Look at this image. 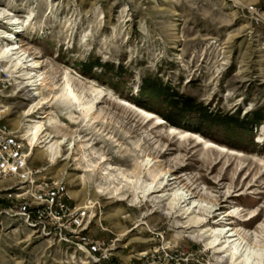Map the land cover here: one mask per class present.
Listing matches in <instances>:
<instances>
[{"label": "rangeland", "instance_id": "374dc122", "mask_svg": "<svg viewBox=\"0 0 264 264\" xmlns=\"http://www.w3.org/2000/svg\"><path fill=\"white\" fill-rule=\"evenodd\" d=\"M0 8L30 22L0 47L24 44L44 83L36 96L6 68L0 121L29 156L0 179V264H241L234 246L264 264V0H0ZM8 25L0 21L7 33L19 26ZM95 58L121 76L88 71ZM145 77L208 109L259 110L263 120L252 137L227 133L237 148L215 143L135 104L159 108L141 91ZM67 79L78 102L53 96ZM46 113L47 133L67 141L53 162L43 143L24 139L26 120ZM220 131L209 133L227 139ZM250 138L254 149L244 148ZM59 200L69 210L58 220ZM37 210L49 215L39 222ZM192 218L211 233L181 227Z\"/></svg>", "mask_w": 264, "mask_h": 264}, {"label": "trees", "instance_id": "16d2710c", "mask_svg": "<svg viewBox=\"0 0 264 264\" xmlns=\"http://www.w3.org/2000/svg\"><path fill=\"white\" fill-rule=\"evenodd\" d=\"M86 66L88 71H91L94 67H99L105 73L111 70L115 71V77L121 76L122 74L120 67L114 69L111 63L101 62L97 58L89 60ZM141 91L159 100L160 104L158 106L159 108L156 109L147 103L133 101L138 106L158 114L165 122L173 127L196 132L204 138L228 147L237 148L238 146L229 143V137L232 135L227 133L240 131L252 137L251 132L253 128L257 127L263 120V116L259 110H250L243 116H240L239 111L222 113L208 109L202 103L197 102L192 96L178 92L158 79L143 78ZM220 127L222 128L221 131L218 129ZM211 131H220L222 132L221 134L226 135L225 138L227 139L222 140L214 137L210 134ZM244 144L248 146L244 148L252 147V149L256 145L251 138L247 141L245 140Z\"/></svg>", "mask_w": 264, "mask_h": 264}, {"label": "bare ground", "instance_id": "6f19581e", "mask_svg": "<svg viewBox=\"0 0 264 264\" xmlns=\"http://www.w3.org/2000/svg\"><path fill=\"white\" fill-rule=\"evenodd\" d=\"M0 21L4 22V23H8L9 25H19V24H23V22H19L18 20L13 18V15L10 14L8 11H4L3 9L0 8ZM25 25H29L30 22L24 23ZM23 24V25H24ZM19 26H16L14 29L15 31L17 30L18 32L22 31L23 29H19ZM12 34H7V31L3 30L1 37L3 38H8L11 39ZM30 53L27 49H25L24 44H18V43H14V44H7L3 47H0V61H4L7 65V67L3 64V66L5 67V71L8 75L7 69H10L11 73H13V77L16 79H22L25 81L26 83V87L31 86L32 90H36L35 95L39 96V86L43 85V79L38 78L39 75L37 74V70L38 68H40L41 66V62L39 60H33V58H29ZM3 63V62H2ZM7 68V69H6ZM12 84V83H11ZM30 89V90H31ZM56 98L61 97L64 98V100H68L70 102H78L79 99L76 96V94L74 93V90L69 82V80H65L64 85L62 86V91L59 95H53ZM41 104H45L48 101L45 100V98L41 99ZM52 100V99H51ZM79 107L81 110H87V108H85V105H83L84 103L79 102L78 103ZM42 106L40 105L38 107V109H40ZM37 109V110H38ZM37 110L32 111L31 113H27V116L32 115L33 113L37 112ZM4 112L3 110L0 111V113ZM48 114H42L40 116H38V118L40 120H35L32 118L27 119L26 121L31 123L28 124V126L25 127V129H27L25 131V136L24 139H27L29 141L30 146L33 148L34 146L38 145V143H43L44 147H45V156L47 158V160L49 162H53L56 159V154H57V150L56 148H60L61 145L67 143L65 138H59L57 135L51 134V133H47V128L44 124V121H41V119L47 118ZM90 121L91 118H88ZM207 144H211L210 142H206ZM222 149V147H218V150L220 151ZM25 158L29 156V154L24 155ZM149 164V162H148ZM155 181V178H154ZM170 184L168 182L160 185V186H146L145 190L143 191V194H151L153 192L156 191H163L165 188H167V186H169ZM173 201L175 202V204L178 203V199H176V197L173 199ZM185 201H186V197H185ZM184 201V202H185ZM190 202H188L189 204ZM198 206L197 203H192V207L191 210L192 212H189V208L185 211V213L187 214H191L194 212L195 208ZM218 222V221H216ZM204 221H201L200 219L195 220V218H192L191 222L189 225H183L181 227H185V228H193V227H200V230L198 232V234L196 235L197 238H203L207 235V233L209 232V234L211 233V228L208 226H203ZM238 234L233 232L232 234H230L228 237H235ZM184 237H188L189 236H184ZM235 239H227V242H232ZM213 244V243H212ZM220 251L218 250V253ZM237 251H236V246H234V250L233 252H231V259H235L237 260L238 258H241V264H249L250 261V255L247 254H240L239 256H237ZM228 255V256H230Z\"/></svg>", "mask_w": 264, "mask_h": 264}, {"label": "built area", "instance_id": "2783aa9c", "mask_svg": "<svg viewBox=\"0 0 264 264\" xmlns=\"http://www.w3.org/2000/svg\"><path fill=\"white\" fill-rule=\"evenodd\" d=\"M9 29L10 26L8 25ZM13 28V27H12ZM3 27H0V31H3ZM12 34L11 40H15L17 35L14 29H10ZM1 35V33H0ZM1 39L3 37L0 36V45H3L5 42H2ZM5 39H3L4 41ZM11 81L8 80L7 73L5 71V67L3 66V63L0 61V92L5 91L8 89L12 84H10ZM25 153H23L22 150V143L18 140L16 131L12 129L7 122L0 121V179H6L10 177L11 175L15 174L18 169L24 164L25 160ZM64 193H61L63 195ZM59 209L54 210V217L56 219H61L65 215V212L69 210L66 203L59 200L57 202ZM48 208L51 212L50 207ZM47 211L37 210V221L42 222L43 219L47 216L49 213ZM52 213V212H51ZM49 215V214H48ZM164 254H167L166 249H161ZM156 252V251H155ZM155 253L152 254V261L155 259ZM176 258H179L180 260L184 257H186L185 252H179L178 255H175ZM182 257V258H181ZM172 260L176 261L173 257H171ZM156 263V262H155ZM159 264V263H156ZM175 264H181V262H177Z\"/></svg>", "mask_w": 264, "mask_h": 264}]
</instances>
